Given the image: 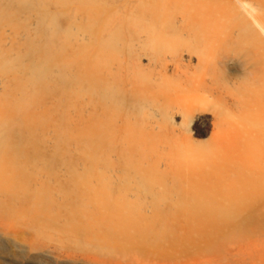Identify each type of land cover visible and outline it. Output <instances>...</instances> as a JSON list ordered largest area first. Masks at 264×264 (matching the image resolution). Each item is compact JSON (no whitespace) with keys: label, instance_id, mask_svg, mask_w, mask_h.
<instances>
[{"label":"rangeland","instance_id":"374dc122","mask_svg":"<svg viewBox=\"0 0 264 264\" xmlns=\"http://www.w3.org/2000/svg\"><path fill=\"white\" fill-rule=\"evenodd\" d=\"M56 10L63 13L59 25L70 28L71 33L67 44L60 38L53 50L61 51L65 62L70 61L63 72L66 79L60 91L40 98L26 117L18 103L24 96L27 101L35 71L50 60L44 51L38 52L44 40L36 51L28 43L38 37L37 22L49 25L45 23L49 13ZM68 10L30 0L22 13L0 18V124L9 115L15 117L7 133L0 126V141H7L11 151L15 148L18 153L3 157L6 164L0 162V264H251L252 253H264V216L246 212L251 201L260 198L249 187V172L243 163L247 152L253 151L250 137L258 133H244L218 146L212 138L214 118L206 113L201 116L203 125L194 120L190 126L196 128L193 140L206 146V155L199 154V167L195 168L196 162L183 165L194 172L182 171L170 158L175 152L170 142L164 141L157 152L146 150L148 141L141 132L149 123L142 114H134L130 125L138 139L135 155L139 167L156 163L157 173L166 171L167 176L150 186L131 185L128 191L138 193L137 199L90 200L84 177L91 106L97 121L103 111L111 116L114 108L109 93L126 78L131 61L155 71L167 65L170 76L180 56L167 50L157 52L145 27L119 35L120 55L108 56L99 42L115 33L114 26L120 22L116 24L110 16L118 14L117 10L102 12L101 18L106 20L100 27L81 11ZM4 51L12 60L8 66L2 65ZM182 61H190L192 69L196 68L195 56L183 54ZM17 83L21 87H15ZM20 88L26 89L23 97ZM180 120L175 116L173 123ZM110 143L111 159L125 158L124 143ZM187 178L199 183V204H182L176 196L187 188ZM112 181L104 183L107 191H119L120 186L116 188ZM50 190L55 206L42 197ZM167 190L169 195L161 200L151 196ZM35 195L38 200L33 199ZM183 208L199 210L189 213ZM43 221L47 227L40 229Z\"/></svg>","mask_w":264,"mask_h":264},{"label":"bare ground","instance_id":"6f19581e","mask_svg":"<svg viewBox=\"0 0 264 264\" xmlns=\"http://www.w3.org/2000/svg\"><path fill=\"white\" fill-rule=\"evenodd\" d=\"M39 1L44 6L51 3L61 8L65 6L70 9L68 13L81 11L90 22L99 23V27L106 20L101 18L102 12H111L109 8L117 10L118 14L110 16L117 20L116 24L120 22L114 26L115 33L109 35L104 43L99 42L108 56L119 54V35L122 37L141 27L148 30L149 41L157 48V52L167 50L180 56L170 76L167 74V65L155 71L141 66L138 61H131L126 78H122L109 93L114 108L111 116L108 118L103 111L100 121H97L96 110L91 106L86 128L88 163L84 177L91 201L137 199L140 197L138 193L128 191L131 185L142 183L150 186L163 181L167 176L166 171L157 173L156 163L139 167L135 155L138 139L130 125L132 115L142 114L149 123L148 129L141 132L148 141L146 150H150V153L157 152L165 144L164 141H168L175 148L170 158L178 162L181 166L179 170L194 172V168L184 169L183 165L196 162L195 168L199 167V154L206 155L207 149L204 144L193 140L196 128L191 130L190 126L194 120L196 123L199 120V126L203 125L201 116L207 113L214 118L212 138L217 140L218 146L223 142L230 143L244 133H258L250 137L253 151L247 152L243 164L249 172V187L258 191L260 200L251 201L253 204L246 212L264 216V0ZM29 2L30 0H1L0 18L7 20L10 15L22 13L23 6H27ZM62 14L61 11H51L48 22H45L49 25L46 26L37 22L35 34L38 37L35 36V40L28 43L29 48L36 51L44 40L38 52L44 51L50 56V60L35 71V78L31 81L33 87L26 95L27 101L24 96L26 89L19 90L24 93V100L18 103L17 108L24 110L26 117L32 105L47 94L60 91L66 79L63 72L70 61L63 60L61 51H53L60 38L65 39L67 44L71 37L70 28L63 29L58 23ZM93 26L95 25H88L89 28ZM86 50L88 48L82 51ZM7 54L5 51L2 53L3 66L12 62ZM183 54L196 57L194 70L190 61L184 64ZM53 67L56 69L50 75ZM15 87L21 86L17 83ZM121 116L124 117L123 120ZM175 116H180V123H173ZM14 118L9 115L0 124L1 127H6V133L15 122ZM103 118H108L109 121L104 122ZM40 122L37 115V126ZM7 138L8 135L4 138L5 141ZM120 141L125 145V158L120 160L117 157L113 160L109 143ZM13 150L11 151L7 141H0V162L6 164L3 157L18 155ZM2 166L0 164V171ZM188 180L189 178L187 188L175 195L182 199V204H199V183ZM110 181L121 189L117 192L107 191L104 183L110 184ZM169 191L152 193L151 196L161 200L169 195ZM42 197L48 204H54L51 190ZM33 199L38 200L36 195ZM196 210L199 209L183 208L184 212L189 213ZM46 227L44 221L41 222L40 229ZM258 261L259 264H264V253L251 254V264H258Z\"/></svg>","mask_w":264,"mask_h":264}]
</instances>
